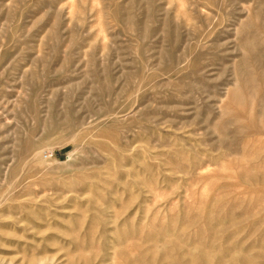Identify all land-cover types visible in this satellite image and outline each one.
Here are the masks:
<instances>
[{"label": "rangeland", "instance_id": "obj_1", "mask_svg": "<svg viewBox=\"0 0 264 264\" xmlns=\"http://www.w3.org/2000/svg\"><path fill=\"white\" fill-rule=\"evenodd\" d=\"M0 264H264V0H0Z\"/></svg>", "mask_w": 264, "mask_h": 264}]
</instances>
